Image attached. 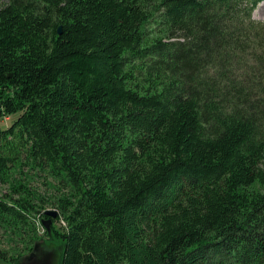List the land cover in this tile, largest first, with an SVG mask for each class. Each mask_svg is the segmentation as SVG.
Returning <instances> with one entry per match:
<instances>
[{"label":"trees","instance_id":"obj_1","mask_svg":"<svg viewBox=\"0 0 264 264\" xmlns=\"http://www.w3.org/2000/svg\"><path fill=\"white\" fill-rule=\"evenodd\" d=\"M261 1L0 0L8 237L26 163L68 189L58 264H264Z\"/></svg>","mask_w":264,"mask_h":264},{"label":"rangeland","instance_id":"obj_2","mask_svg":"<svg viewBox=\"0 0 264 264\" xmlns=\"http://www.w3.org/2000/svg\"><path fill=\"white\" fill-rule=\"evenodd\" d=\"M252 18L256 21L264 22V1L259 2L252 11ZM264 60V59H263ZM264 67V64H263ZM17 117L16 114L6 116L0 120V127H8ZM13 176L21 179L23 183H28L33 194L29 200L34 204L35 209L32 213L34 217V228L37 236L36 242H27L28 237L24 234L23 239L11 240L8 232L0 227V248L6 249L8 254L15 256L19 251L21 256L14 262L0 261V264H58L61 253V241L53 235L52 227L63 231L66 222L58 208V198L67 194L68 189L48 172L46 168L36 167L31 169L29 164H23L12 172ZM8 192L5 184H0V196ZM47 212H55L52 216ZM62 221V222H61ZM30 234V233H29ZM32 246V249L24 247Z\"/></svg>","mask_w":264,"mask_h":264},{"label":"water","instance_id":"obj_3","mask_svg":"<svg viewBox=\"0 0 264 264\" xmlns=\"http://www.w3.org/2000/svg\"><path fill=\"white\" fill-rule=\"evenodd\" d=\"M47 214L52 215V216H55L56 215L55 212H47Z\"/></svg>","mask_w":264,"mask_h":264},{"label":"bare ground","instance_id":"obj_4","mask_svg":"<svg viewBox=\"0 0 264 264\" xmlns=\"http://www.w3.org/2000/svg\"><path fill=\"white\" fill-rule=\"evenodd\" d=\"M59 32H60V29H59Z\"/></svg>","mask_w":264,"mask_h":264},{"label":"built area","instance_id":"obj_5","mask_svg":"<svg viewBox=\"0 0 264 264\" xmlns=\"http://www.w3.org/2000/svg\"><path fill=\"white\" fill-rule=\"evenodd\" d=\"M62 222V221H61Z\"/></svg>","mask_w":264,"mask_h":264}]
</instances>
